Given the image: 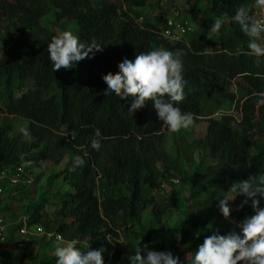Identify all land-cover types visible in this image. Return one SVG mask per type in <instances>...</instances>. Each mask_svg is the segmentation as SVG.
<instances>
[{
    "label": "trees",
    "instance_id": "obj_1",
    "mask_svg": "<svg viewBox=\"0 0 264 264\" xmlns=\"http://www.w3.org/2000/svg\"><path fill=\"white\" fill-rule=\"evenodd\" d=\"M173 1L122 0L118 5L108 0H0V22L16 34L0 55V170L68 157L64 178L70 189L58 197L57 217L53 223L46 219L45 198L30 205L28 225L43 223L46 232L65 240L86 236L95 250L105 249L104 261L112 253L114 264H130L128 256L139 244L171 251L187 264L213 229L239 234L236 224L220 226L225 218L218 200L233 177L247 179L257 167L264 175V105L256 95L264 92V57L247 54L248 37L228 19L253 0H203L210 20L225 19L220 32L208 38V29H192L188 39L171 41L144 10H163ZM62 31H71L85 44L95 41L103 51L72 69L53 72L47 44ZM160 48L180 53L183 63L184 100L176 106L208 123L187 143L201 151L202 159L192 171L186 216L178 223L181 239L174 235L168 243L162 233L168 205L153 195L160 163L171 166L167 127L151 101L132 116L127 111L131 98L105 97L102 80L109 73L117 75L125 58L134 60L141 52ZM80 70L84 76H78ZM221 100L234 104L238 115L211 116L208 107ZM21 120L27 123L25 131L13 134ZM97 129L99 152L90 147ZM77 156L85 163L72 171ZM252 215L249 201L240 209L237 224ZM12 242L10 236L8 244ZM19 264H56V257Z\"/></svg>",
    "mask_w": 264,
    "mask_h": 264
},
{
    "label": "clouds",
    "instance_id": "obj_2",
    "mask_svg": "<svg viewBox=\"0 0 264 264\" xmlns=\"http://www.w3.org/2000/svg\"><path fill=\"white\" fill-rule=\"evenodd\" d=\"M255 10V11H253ZM230 21L239 26V30L248 37V55L264 57V0H253L251 4L243 3L236 8ZM226 23L225 19L217 17L209 28L211 34H217ZM48 57L52 71L72 69L78 62L92 59L97 52L103 51V46L92 41L82 42L71 31H62L51 38L47 44ZM260 74H257L259 77ZM264 78V77H260ZM106 85L105 97L116 96L120 100L131 98L129 114L141 109L146 101H151L159 121L169 132H178L193 125L194 116L191 112H182L176 106L184 100L186 81L183 75V63L180 53L163 48L141 52L134 60L125 58L118 68V74L111 73L102 76ZM257 103L264 105V92L257 93ZM101 132L97 129L90 142L92 150L101 149ZM85 161L77 156L73 161L72 171L82 167ZM178 181L173 180V183ZM237 197H243L241 203L234 209L230 202ZM264 200V177L249 175L247 179L232 182L218 200L220 214L236 224L240 233L235 231L221 234L219 229H213L203 243L196 249L195 255L187 264H264V207H259ZM251 201L254 215L246 217L238 223L230 219L232 211H238ZM179 242V232L175 234ZM54 255L56 264H104L102 254L105 249H77L79 241L65 240L59 236ZM130 264H181L179 257H174L171 251H156L148 244L137 245L128 256Z\"/></svg>",
    "mask_w": 264,
    "mask_h": 264
},
{
    "label": "rangeland",
    "instance_id": "obj_3",
    "mask_svg": "<svg viewBox=\"0 0 264 264\" xmlns=\"http://www.w3.org/2000/svg\"><path fill=\"white\" fill-rule=\"evenodd\" d=\"M108 1L118 5L122 4V0ZM144 15L156 19L162 30L166 27L167 18L171 17L177 23L187 21L193 30L203 31L206 28L208 34L212 22L216 19L210 20L203 0H174L169 5L164 6L163 10L146 7ZM15 35V31L6 22H0V55L8 49ZM188 38L189 35H185L184 38L180 37V39ZM84 74L83 70L78 71L79 77L84 76ZM208 110H212L211 116L217 118L224 114L238 115L234 104L229 100H221L213 107H208ZM2 122L3 116L0 114V124ZM26 124L25 121H17L13 134L24 132ZM207 124L205 118L199 117L194 118L193 125L187 129H181L175 133L166 130L165 148L171 156V166L168 167L164 163H160L159 187L153 192L155 199L164 205H168L169 209L163 222L162 233L165 243H168L174 237L178 230L179 221L186 216L184 204L189 193L193 176L192 171L202 159L201 151L188 147L187 143L191 141V135H200L206 129ZM67 162L68 157L59 162L54 158H49L44 162H25L23 164L25 175L21 181L17 185L4 183L5 192L0 195V216L5 219L8 229L6 231L7 240L0 243V264H5V262L19 264L30 258L39 260L46 255L55 256L57 239L46 234L31 235L27 238L26 247L21 249L16 245L17 234L15 230L20 219L30 214V205L45 200V198H48L44 209L45 217L50 223L54 222L57 217L56 213L61 206L58 197L70 189V184L64 178V169ZM233 171L235 172L234 168ZM252 175L264 177L260 167H257ZM173 180L178 182L173 183ZM234 181H236V177H233L231 183ZM242 200L243 197L235 198L234 201L230 202L231 207L235 209ZM239 212L240 210L232 211L230 219L236 221ZM225 222L229 221L224 219L220 222V226ZM40 225L45 230L43 223H40ZM10 236H12L13 242L8 244ZM76 240L80 243L76 245L77 249L86 250L90 248L95 250L88 237L84 236Z\"/></svg>",
    "mask_w": 264,
    "mask_h": 264
},
{
    "label": "built area",
    "instance_id": "obj_4",
    "mask_svg": "<svg viewBox=\"0 0 264 264\" xmlns=\"http://www.w3.org/2000/svg\"><path fill=\"white\" fill-rule=\"evenodd\" d=\"M190 31H192V27L187 21L177 23L175 19L169 17L167 18L166 27L162 33L171 41H176L180 37L185 36ZM24 175L25 168L23 165L17 166L13 171H9L6 169L0 170V195L4 192V183H8L10 185H17L23 179ZM28 220L29 215H26L22 217L19 221V224H17L15 232L17 234L16 245L18 248H25L27 245V238L31 235L46 234L50 237H54L55 239L58 236L63 239L62 235L59 233L46 232L41 225H28ZM7 229L8 225L5 219L0 216V243L5 242L7 240ZM111 243L114 244L112 241ZM104 264H114L112 253L110 257L106 259V261H104Z\"/></svg>",
    "mask_w": 264,
    "mask_h": 264
}]
</instances>
